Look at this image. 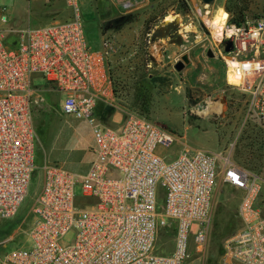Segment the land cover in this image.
<instances>
[{"label": "built area", "instance_id": "obj_1", "mask_svg": "<svg viewBox=\"0 0 264 264\" xmlns=\"http://www.w3.org/2000/svg\"><path fill=\"white\" fill-rule=\"evenodd\" d=\"M63 1L73 10L68 19L0 29V219L16 217L40 168L30 243L0 253V264H185L193 248L207 245L220 178L242 191L241 227L226 240L224 263L264 264V179L230 155L183 143L138 111H127L118 125L97 121L98 102L117 96L113 47L105 42L94 49L78 0ZM232 26L238 30L229 37L234 47L223 59L252 66L240 85L231 86L248 94L249 114L264 135V19ZM253 30L260 38H252ZM9 33L16 39L10 41ZM38 74L63 94L64 114L89 121L95 142L84 173L47 159L35 162L33 113L47 102L34 84ZM176 142L183 147L170 159L163 151ZM171 227L173 235L162 239ZM69 233L74 237L65 241Z\"/></svg>", "mask_w": 264, "mask_h": 264}, {"label": "rangeland", "instance_id": "obj_2", "mask_svg": "<svg viewBox=\"0 0 264 264\" xmlns=\"http://www.w3.org/2000/svg\"><path fill=\"white\" fill-rule=\"evenodd\" d=\"M128 1L131 5L124 6ZM214 0H78L86 37L94 49L111 43L112 74L117 84L116 105L100 103L96 107L97 121L110 123L109 115L119 110L138 111L166 126L182 142L213 153L230 155L236 164L249 168L264 179V135L255 115L249 114V96L227 83V64L223 59L225 41L231 39L224 30L220 40L205 21H211L216 11L228 13L227 27L232 28L226 2ZM248 20L264 15V0H246ZM73 10L63 0H0V29H21L28 25H44L52 20H64ZM128 15L120 26H110L112 19ZM6 16V21L1 18ZM170 16V21L165 19ZM260 17V18H259ZM173 20V21H172ZM191 24L192 29L187 26ZM199 37V39H197ZM13 41L16 34L9 33ZM212 49L215 57L208 55ZM188 55L182 70L175 65ZM35 85L43 89L48 104L35 108L33 122L37 133L34 158L40 166L46 158L59 161L68 169L84 173L91 159L94 134L86 118L62 112L63 94L51 89L42 75L35 76ZM146 99L144 109L142 99ZM208 100H223L222 112L201 114ZM179 142L164 150L172 159L182 148ZM40 168L32 178L25 201L12 220L0 219V253L27 246L33 224L31 212L35 193L40 186ZM80 183L76 193L82 194ZM242 191L222 182L214 193L213 216L205 249H192L185 264H225L226 240L240 226L237 216ZM264 200V181L259 201ZM163 200H160V205ZM73 233L64 240L71 241Z\"/></svg>", "mask_w": 264, "mask_h": 264}, {"label": "clouds", "instance_id": "obj_3", "mask_svg": "<svg viewBox=\"0 0 264 264\" xmlns=\"http://www.w3.org/2000/svg\"><path fill=\"white\" fill-rule=\"evenodd\" d=\"M171 19V17H169ZM228 20V13L220 8L216 11L214 18L211 21H205L209 28L213 29V35L217 40H220L224 32L225 24ZM188 29H192V25L187 26ZM238 31L235 26L227 31V36L232 37L234 32ZM252 38L257 39L259 37V32L253 30ZM199 39V37H197ZM252 66L249 63H229L227 69V83L230 85L238 86L242 83L244 77L249 73ZM257 68L259 65L256 66Z\"/></svg>", "mask_w": 264, "mask_h": 264}, {"label": "trees", "instance_id": "obj_4", "mask_svg": "<svg viewBox=\"0 0 264 264\" xmlns=\"http://www.w3.org/2000/svg\"><path fill=\"white\" fill-rule=\"evenodd\" d=\"M184 7H186V3L184 2V0H182ZM226 9L230 12V23L235 24L237 26H242L245 25L247 23L248 20V11H249V4L246 0H230L226 2L225 5ZM260 18V17H259ZM264 19V15L261 16L260 19ZM129 19L128 15H125V19L119 23L116 24V20L112 19L111 21H109V25L110 26H120L123 25L124 23H126ZM143 102V106L144 109L146 108L147 104H146V99L143 98L142 99ZM174 227L171 228H166L162 231L161 233V237L162 239H166L167 237H171V235H173L174 233Z\"/></svg>", "mask_w": 264, "mask_h": 264}, {"label": "water", "instance_id": "obj_5", "mask_svg": "<svg viewBox=\"0 0 264 264\" xmlns=\"http://www.w3.org/2000/svg\"><path fill=\"white\" fill-rule=\"evenodd\" d=\"M203 1H204L205 3H208V4L214 2V0H203ZM124 19H125V15H122V16H120V17H118V18H115V20H116L115 22H116V24H119V23H121ZM233 47H234V41H233L232 39H227V40L225 41V47H224L225 52H230V51L233 49ZM208 55H209L210 57H215V53L213 52L212 49L209 50ZM188 59H189V58H188V55H184V56L182 57V59L179 60V61L176 63V65H175L176 69H177V70H182V69L185 67V62H187Z\"/></svg>", "mask_w": 264, "mask_h": 264}, {"label": "bare ground", "instance_id": "obj_6", "mask_svg": "<svg viewBox=\"0 0 264 264\" xmlns=\"http://www.w3.org/2000/svg\"><path fill=\"white\" fill-rule=\"evenodd\" d=\"M170 16H167L165 21L168 22L170 21L171 19H169ZM173 21V20H172ZM228 21V20H227ZM228 23V22H227ZM227 23L225 24V28L224 30H229V28L227 27ZM229 63H233L231 61H229ZM228 63V64H229ZM227 69H228V65H227ZM224 109V102L223 100H217V101H213V100H208L204 103V108L201 109V108H196V111L201 113V114H210V113H213V112H222Z\"/></svg>", "mask_w": 264, "mask_h": 264}, {"label": "crops", "instance_id": "obj_7", "mask_svg": "<svg viewBox=\"0 0 264 264\" xmlns=\"http://www.w3.org/2000/svg\"><path fill=\"white\" fill-rule=\"evenodd\" d=\"M46 98H47V96H46ZM116 99H117V97L116 96H113L112 97V100L113 101H103V100H100L99 102H98V104H100V103H106V104H110V105H113V104H115L116 105V103H114V102H116ZM48 104V100H47V102L44 104V105H47ZM123 119H124V113L123 112H120L119 110H116V111H112V113H110V115H109V120L108 121H110V123H107V124H111V125H118L121 121H123ZM90 152H91V149H90ZM91 154H92V156H91V159H90V162H89V166H90V163H91V161H92V159H93V153L91 152ZM46 159V158H45ZM44 159V160H45ZM43 160V161H44ZM48 160V159H47ZM49 161V160H48ZM52 162H58V163H60V164H62L61 162H59V161H52ZM62 165H64V164H62ZM65 166V165H64ZM66 167V166H65ZM89 168V167H88Z\"/></svg>", "mask_w": 264, "mask_h": 264}]
</instances>
